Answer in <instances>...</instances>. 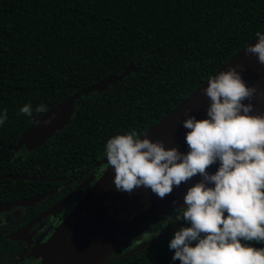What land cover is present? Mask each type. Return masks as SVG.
<instances>
[{"label": "trees", "instance_id": "obj_1", "mask_svg": "<svg viewBox=\"0 0 264 264\" xmlns=\"http://www.w3.org/2000/svg\"><path fill=\"white\" fill-rule=\"evenodd\" d=\"M257 32H264V0H0V114L8 112L0 125V182L14 183L23 197L39 181L4 174L57 176L101 161L108 139L143 134ZM111 75L115 82L105 91L85 93ZM75 96L69 125L27 159L11 157L44 114L37 105L49 110ZM27 103L32 118L20 114ZM179 211L142 225L106 264H180L169 243L190 224L176 219ZM12 234L0 237V264H14L23 252Z\"/></svg>", "mask_w": 264, "mask_h": 264}, {"label": "clouds", "instance_id": "obj_2", "mask_svg": "<svg viewBox=\"0 0 264 264\" xmlns=\"http://www.w3.org/2000/svg\"><path fill=\"white\" fill-rule=\"evenodd\" d=\"M256 37L245 52L264 65V33L257 32ZM255 93L235 67L209 77L203 89L211 101L208 118L191 116L184 121L189 129L186 154L146 135L141 138L135 130L107 140V163L115 171L118 190L130 193L143 186L164 198L174 186L198 174L203 177L187 190L186 206L176 217L190 226L177 230L169 243L173 261L264 264V248L242 243L264 242V115H252L253 105L244 103ZM47 111L44 104L35 107L38 114ZM20 114L32 118V104L21 107ZM7 119L4 109L0 125ZM44 123L50 124L51 118ZM217 161L218 170L210 174L208 168Z\"/></svg>", "mask_w": 264, "mask_h": 264}, {"label": "water", "instance_id": "obj_3", "mask_svg": "<svg viewBox=\"0 0 264 264\" xmlns=\"http://www.w3.org/2000/svg\"><path fill=\"white\" fill-rule=\"evenodd\" d=\"M257 39L256 37L247 44L213 76L235 67L245 83L256 89L254 96L244 103L253 105L252 115H264V65L258 62L256 56L247 55L245 52V48L256 43ZM114 82L115 75H111L87 88L85 93L103 92ZM207 83L208 80L140 137L144 138L146 135L154 142H163L166 148L176 147L181 153L186 154L190 150L186 143L189 129L183 126L184 121L191 116L197 119L208 118L207 110L211 101L203 94ZM76 98V96L68 98L56 104L36 120L38 124L35 122L31 124L19 138L16 151L22 147L34 151L69 125L77 107ZM49 118L51 123L45 124L44 120ZM103 161H107V157ZM219 166L220 162L217 161L208 168V172L214 174ZM9 177L19 180L36 178L29 175ZM114 177V169L108 166L45 243L41 264H106L142 225L160 215L186 206L184 197L187 190L203 179L198 174L186 183L174 186L171 194L160 198L150 188L143 186L135 188L130 193L118 190ZM35 199L38 198L24 199L16 203H30ZM7 205L9 203L0 207Z\"/></svg>", "mask_w": 264, "mask_h": 264}, {"label": "flooded vegetation", "instance_id": "obj_4", "mask_svg": "<svg viewBox=\"0 0 264 264\" xmlns=\"http://www.w3.org/2000/svg\"><path fill=\"white\" fill-rule=\"evenodd\" d=\"M22 149L25 150L22 152ZM34 151L22 147L11 157L27 159ZM108 166L107 161L102 159L84 166L64 169L62 175L56 176L54 170L50 171V176L29 175L36 178L25 181L37 180L39 184L30 185L34 193L23 197H16L18 186L14 183H7L4 187L0 182V205L9 203L5 207H0V237L11 232L13 234L10 238L14 235V240L24 245L23 252L15 254L14 264H41L45 243ZM9 175L14 174H4L6 179L17 180L10 178ZM30 198L38 199L25 204L16 203ZM131 239L132 237L129 240ZM126 244L127 242L123 247Z\"/></svg>", "mask_w": 264, "mask_h": 264}, {"label": "rangeland", "instance_id": "obj_5", "mask_svg": "<svg viewBox=\"0 0 264 264\" xmlns=\"http://www.w3.org/2000/svg\"><path fill=\"white\" fill-rule=\"evenodd\" d=\"M125 249H126V248H123V249H122V252H124ZM127 249H130V248L128 247Z\"/></svg>", "mask_w": 264, "mask_h": 264}]
</instances>
